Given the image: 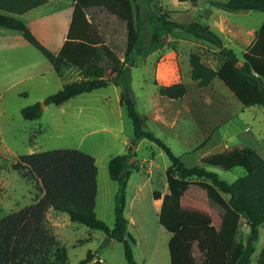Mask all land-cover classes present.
I'll list each match as a JSON object with an SVG mask.
<instances>
[{"label": "rangeland", "instance_id": "374dc122", "mask_svg": "<svg viewBox=\"0 0 264 264\" xmlns=\"http://www.w3.org/2000/svg\"><path fill=\"white\" fill-rule=\"evenodd\" d=\"M226 1L150 0V8L157 13L167 11L178 21L199 20L210 25L226 45L242 56L255 39L264 11L232 10L225 6ZM62 3L50 0L19 15L45 35L47 45L42 43L51 50L56 48L68 21V3ZM115 9L123 21H118L117 15L113 17L121 30L116 39L125 48L121 53L124 58L137 38L135 2L126 0ZM153 24L160 33L158 42L149 44L136 56L131 67L137 107L147 117L145 128L162 138L188 165L203 164V155L239 142L255 148L264 157V105L244 106L218 77L207 86H199L191 77L190 53L218 47L180 29L169 31L158 21ZM21 39L13 48L8 41L0 40V218L34 204L43 194L36 179L23 177L13 168L19 155L76 148L96 160L95 210L100 219L113 227L118 183L110 177L109 162L112 156L127 152L134 136L133 122L120 103V87L111 83L61 105L45 104L48 95L65 82L79 78L80 72L73 67L60 76L37 47ZM203 60L213 67L217 64L210 51H204ZM179 81L188 87L183 97L173 99L159 94L158 84ZM36 102L41 103V118L26 119L22 108ZM132 157L140 168L133 170L128 181L125 215L129 220L127 229L136 238L135 258L139 264H170V240L175 238L176 246L183 244L176 233L178 227L207 223L214 216L206 204L195 203L191 198L178 209H166L154 198V190H168L166 170L171 165L169 155L157 142L142 139ZM206 167L228 181L245 173L240 166ZM226 199V195H221L223 203ZM46 224L66 247L68 259L64 264H78L90 250L99 251L104 264H128L121 241L112 239L101 248L105 232L71 220L66 212L49 209ZM242 228L247 235L246 219ZM263 245L264 223L259 228L250 264H259Z\"/></svg>", "mask_w": 264, "mask_h": 264}, {"label": "trees", "instance_id": "16d2710c", "mask_svg": "<svg viewBox=\"0 0 264 264\" xmlns=\"http://www.w3.org/2000/svg\"><path fill=\"white\" fill-rule=\"evenodd\" d=\"M47 1L0 0V26L20 31L60 76L73 67L80 72L79 78L65 82L48 95L45 104L61 105L81 93L116 84L120 87V103L133 122L134 136L127 152L112 156L109 162L110 177L118 183L113 227L100 219L95 210L98 166L93 155L76 148L19 155L13 168L23 177L36 179L43 194L34 204L0 218V264H64L67 261L66 247L46 224V213L51 208L66 212L73 221L104 231L106 240L101 248L112 239L121 241L127 263L139 264L134 255L136 238L127 229L129 220L125 207L129 178L134 169L140 168L137 159L131 163L130 159L136 155L137 145L144 138L157 142L171 159L166 170L168 190L164 194L154 190V198L162 197L166 209H178L191 198L195 203L206 204L214 216L207 223L178 227L176 233L183 244L176 246L175 238L170 240V264H250L259 228L264 223V157L255 148L239 142L203 155V164L188 165L162 138L145 128L147 117L137 107L131 67L136 56L149 44L158 42L160 33L153 24L158 21L169 31L180 29L218 47L190 53L191 77L199 86H207L218 77L244 106L264 105V20L255 32L254 41L240 56L210 25L199 20L178 21L167 11L157 13L151 9L150 0H134L137 38L130 52L122 58L125 48L117 42L121 30L113 17L117 15L116 19L121 20L115 7L126 0H75L66 39L55 53L16 15ZM225 6L232 10L264 11V0H227ZM203 50L214 55L215 67L203 60ZM187 91L182 81L158 84L159 94L168 98H181ZM42 113L40 102L22 108L26 119H39ZM206 165L228 169L240 166L245 173L228 181ZM221 195L227 196L225 203ZM243 219L249 227L247 235L242 228ZM91 261L104 264L99 251L91 250L78 264ZM257 261L264 264V245Z\"/></svg>", "mask_w": 264, "mask_h": 264}, {"label": "crops", "instance_id": "0c3cea01", "mask_svg": "<svg viewBox=\"0 0 264 264\" xmlns=\"http://www.w3.org/2000/svg\"><path fill=\"white\" fill-rule=\"evenodd\" d=\"M50 1V0H49ZM64 4V3H68V9H69V13H68V21H67V24L65 26V30H64V34L62 35L61 39L59 40L57 46L55 49H52L53 52L55 53H58L59 50L61 49L65 39H66V36H67V31H68V28H69V24H70V21H71V18H72V13H73V9H74V3H75V0H61ZM48 2V1H47ZM42 5V4H41ZM39 5V6H41ZM37 6V7H39ZM35 7V8H37ZM33 8V9H35ZM33 9H30L28 10L27 12L33 10ZM27 12L23 13V14H16L18 17H20L19 15H25ZM21 18V17H20ZM23 19V18H22ZM28 24V23H27ZM29 25V24H28ZM30 27V26H29ZM32 28V31L36 34V36L41 40V42L45 43L44 41V37L45 35L44 34H41L40 32H37V30H35L34 27H30ZM23 37L22 33L20 31H17V30H14V29H10V28H6L4 26H0V40L3 41V40H6L10 43V45L12 46L11 48L14 47V45H18L20 42H21V38ZM24 38V37H23ZM46 44V43H45ZM47 45V44H46ZM80 77V75H79ZM1 95V94H0ZM167 190H165L163 192V194L166 192ZM158 201H160L162 203V199L161 198H158L156 199ZM130 232V231H129Z\"/></svg>", "mask_w": 264, "mask_h": 264}, {"label": "water", "instance_id": "95a60500", "mask_svg": "<svg viewBox=\"0 0 264 264\" xmlns=\"http://www.w3.org/2000/svg\"><path fill=\"white\" fill-rule=\"evenodd\" d=\"M239 64H242V61L239 62ZM134 157H131L130 163L133 161Z\"/></svg>", "mask_w": 264, "mask_h": 264}]
</instances>
